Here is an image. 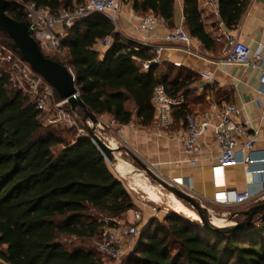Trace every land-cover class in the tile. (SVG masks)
Returning a JSON list of instances; mask_svg holds the SVG:
<instances>
[{
	"label": "trees",
	"instance_id": "16d2710c",
	"mask_svg": "<svg viewBox=\"0 0 264 264\" xmlns=\"http://www.w3.org/2000/svg\"><path fill=\"white\" fill-rule=\"evenodd\" d=\"M18 1H31L51 14L83 2ZM118 1L129 3L136 13L149 11L172 26L173 0ZM248 1H216L225 29L237 24ZM4 13L25 22L12 3L7 2ZM182 16L188 36L204 49H214L215 40L203 29L196 0H182ZM105 36L110 40L99 59L91 47ZM0 44H10L2 32ZM59 49L65 61L42 55L69 69L79 99L90 113L95 117L105 114L117 125L128 123L132 114L140 126L149 125L153 121L152 88L159 84L167 95L185 98V88L194 79L181 69L169 78L171 67L162 64L160 73L155 62L142 70L140 62L153 55L125 43L106 19L95 14L64 29ZM186 104L182 100L171 110L173 121L181 127L190 114ZM56 126L61 125L42 126L30 100L0 75V264H102L100 256L105 257L96 248L66 246L57 236L78 240L96 236L98 242L100 229L112 226L114 218L132 207L123 184L87 137L64 142L52 128ZM54 146L58 148L52 151ZM123 264H264V210L255 213L249 225L231 233H214L175 215L164 216L162 222L150 219L124 255Z\"/></svg>",
	"mask_w": 264,
	"mask_h": 264
},
{
	"label": "crops",
	"instance_id": "0c3cea01",
	"mask_svg": "<svg viewBox=\"0 0 264 264\" xmlns=\"http://www.w3.org/2000/svg\"><path fill=\"white\" fill-rule=\"evenodd\" d=\"M216 1L196 0L203 29L215 40L214 49H204L196 39L191 37L187 45L180 42H168L164 39V36L174 27L180 26L185 30L182 0H173L172 26L169 27L159 20L148 32L150 36L148 42L151 45H160L162 48L158 53L152 50L145 51L153 55V62L158 65L160 73L163 72L162 64L171 67L168 73L169 78L177 69L194 76L185 88L188 90V96L182 98L187 103L186 107L190 114L198 115L205 110L216 108L221 103H229L238 110L236 121L247 129L257 130V140L253 143L249 154L251 162L247 165L252 181L246 180L242 165H227L222 170V188L214 186L212 167L219 149L212 141L210 128L196 139L199 152L189 156L180 151L178 136L183 127L179 121L174 122L173 119L172 124L163 129L158 128L153 121L147 126H140L132 114L131 120L124 125L114 124L104 127V135L107 142H113L122 152H132L131 156L148 168H153L152 170L164 180H180L183 184L182 190L204 208L209 205L224 206L214 202L215 192L221 190L239 192L244 189L252 192L251 200L230 205L240 207L247 203H258L264 199V119H259L260 113L264 111V97L257 93L258 71L255 68L218 63L216 60L222 56L224 39L227 36L244 44L250 54L254 52L264 54V0H249L237 24L229 30L219 25ZM144 15H151V13L149 11L143 14L136 13L129 3L119 2L118 23L115 24L114 29L130 46H135L133 41L140 39L141 35L136 26L140 17ZM59 30L60 28L56 26L55 31L59 32ZM107 45L103 46L101 42H96L91 48L97 52L100 59ZM185 48L190 52L185 51ZM61 53L64 52L61 51ZM200 74H209L210 81L201 78ZM125 104L131 109L129 100ZM96 118L100 123H106L110 119L105 114ZM172 126L175 128L171 129ZM115 153L117 154V151ZM114 157L117 160L112 167L114 172L120 176L130 172V165L116 155ZM189 159L193 160V165L188 163ZM138 177L143 175L140 172L132 174V178ZM140 189L150 201H157L162 194L159 190L154 192L152 186L147 184L140 185ZM172 202L175 209L180 211L181 205L174 198Z\"/></svg>",
	"mask_w": 264,
	"mask_h": 264
},
{
	"label": "built area",
	"instance_id": "2783aa9c",
	"mask_svg": "<svg viewBox=\"0 0 264 264\" xmlns=\"http://www.w3.org/2000/svg\"><path fill=\"white\" fill-rule=\"evenodd\" d=\"M19 7L25 20L29 36L36 42L40 52L61 54L59 41L64 36V29L70 27L75 21H78L88 15L96 14L106 19L115 28V17L118 13V0H83L82 3L73 5L68 10H60L56 14H51L46 7L36 5L31 1L21 2L18 0H5ZM153 15L141 16L136 26L140 33V39L133 41L135 47L146 50H152L158 53L162 46L151 45L149 40V30L159 21ZM264 24V23H263ZM219 25H222L219 22ZM56 26L60 28L55 31ZM168 42H180L188 44L190 37L180 26L174 27L164 36ZM110 36H105L100 42L103 46L109 43ZM130 42H132L130 40ZM0 75H5L10 88L19 90L25 95L34 108L39 113V120L42 126L62 125L64 127L75 126V113L70 110H63L58 100L53 104L52 111L49 105L52 99L53 90L43 79L34 73L29 66L21 61L9 47L0 46ZM190 52L187 48L184 49ZM153 62V59L140 62V68L145 70ZM218 63L234 64L242 67H252L258 71L257 93L264 97V54L257 52L249 53L247 47L234 41L231 36L224 39L222 56L216 60ZM201 78L210 81L209 74H200ZM182 102L180 94L169 96L165 93L163 87L159 84L152 88L150 94V104L153 109V122L158 128H167L172 124L171 110ZM237 108L229 103H221L216 108L205 110L198 115L188 114L183 121V129L178 136L180 151L189 156L199 152L197 137L206 129L210 128L212 141L219 149L218 155L214 158L213 184L217 188H222L223 178L222 170L227 165L240 164L243 166V175L248 182L252 181V176L247 168L251 162L249 154L252 151L253 143L257 140V130L255 128L247 129L238 121ZM259 119H264V111L259 115ZM115 122L109 119L106 123L97 121L95 127H106L114 125ZM108 147V142L105 143ZM112 148V147H111ZM188 163L193 165V160ZM167 183L183 189L180 180H171ZM129 190L132 188L128 187ZM253 193L244 189L239 192H228L221 190L215 192L214 202L228 206L251 200ZM139 220L137 211H130V221L121 224L114 221L110 227L100 229V240L96 243L97 251L108 260L118 261L124 257L126 251H129L134 245L139 230L136 226Z\"/></svg>",
	"mask_w": 264,
	"mask_h": 264
},
{
	"label": "water",
	"instance_id": "95a60500",
	"mask_svg": "<svg viewBox=\"0 0 264 264\" xmlns=\"http://www.w3.org/2000/svg\"><path fill=\"white\" fill-rule=\"evenodd\" d=\"M6 4L7 1L0 0V32L4 33L10 40V50L14 52L21 61L25 62L34 73L39 75L47 85H49L54 91L57 99L63 101L70 111L79 110L81 112V121L84 124L85 122H88L90 125L84 126L87 139L97 149L104 161L111 163L114 149L103 143L94 133V126L97 123V118L85 108V105L79 99L71 72L68 68L57 61L51 60L42 55L36 42L29 36L24 22L15 21L4 13ZM130 157L141 171L144 172L146 177L167 192L171 193L179 201L187 204L194 211L201 227L205 230L214 233H231L235 230H241L250 224L251 217L255 213L264 210L263 199L260 202L251 205L246 210L234 213V215L244 216L243 220L236 221L229 226H213L209 222V217L207 216L205 208L194 200L193 197L158 177L153 171L140 163L133 156L130 155Z\"/></svg>",
	"mask_w": 264,
	"mask_h": 264
},
{
	"label": "rangeland",
	"instance_id": "374dc122",
	"mask_svg": "<svg viewBox=\"0 0 264 264\" xmlns=\"http://www.w3.org/2000/svg\"><path fill=\"white\" fill-rule=\"evenodd\" d=\"M118 23V18L117 16L115 17V24ZM115 30V29H114ZM0 46H3V44ZM0 52L1 49H0ZM43 55H46L49 58H54V59H58L60 61H65L64 55L61 54H51V53H45L42 52ZM58 101L57 97L54 95H52V99L49 105V109L50 111H52V107L53 104H55ZM61 108L63 110H69L67 105L63 102V104H61ZM75 113V126L72 127H64V126H56V127H52L53 129H56L61 137L63 138L64 142H70L71 140H73L75 137L78 136H85L86 137V133L84 131V126H90L88 122H85V124L81 121V114L78 112V110L73 111ZM98 117V116H96ZM175 127L172 126L171 129H174ZM104 127L99 128V127H95V134L100 138V140L103 143H107L106 141V137L104 135ZM170 128H168L169 130ZM112 145H114V150L113 152L117 151V154L115 153L114 156L116 155L119 159H121L124 163H127L128 165H130L131 169L130 172L124 173L123 175H119L116 172H114L113 168H112V163L116 162V158L113 156L111 163H106V166L108 168V170L111 172V174L123 184L124 189L128 192V194L130 195V199L132 201V207L130 208V210H128V212H125L123 214H121L120 216L114 218V221H119L121 224H127L128 221H130V211L131 210H135L137 211L138 215H139V220L136 223V226L139 230V232L142 230V228L146 225V223L150 220V219H155L159 222H162V219L164 216H169V215H175L178 216L180 218H183L189 222H192L194 224L200 225V222L196 219V215L194 213V211L184 202L179 201L178 199H176L175 197H173L170 193H168L165 189L161 188L160 186H158L157 184H155L152 180H150L148 177L145 176L144 172L141 171V169L133 162V160L130 158V153L132 154V152H122L120 149H118V146L115 145L112 142ZM58 148V146H54L52 147V151L56 150ZM150 169V168H149ZM153 168H151L150 170L153 171L158 177H160L161 179L164 180V178L162 176H160L159 174H157L154 170H152ZM136 172H140L143 177H138V178H132V174L136 173ZM166 181V180H164ZM142 184H147V185H151L153 191L155 192L156 190H159L162 194L159 195V199L157 201H150L147 199L146 194L142 193L141 189H140V185ZM128 187L132 188V190H129ZM173 198L177 201L178 204L181 205V209L180 211H177L174 207L173 204ZM252 204H244L240 207H234V206H230V205H226V206H205V210L207 213V216L210 217H215L218 219V224L219 225H213V226H229L232 225L234 222L236 221H241L242 217L238 216V215H234L235 212L237 211H241V210H246L247 208H249ZM93 215L99 219V220H105L106 222H109L107 217H104L102 215H95L93 213ZM114 221H112V224L114 223ZM201 226V225H200ZM138 236V235H137ZM57 240L64 243L66 246H83V247H91V248H96V242H97V238L96 236L93 237L92 239L89 240H78V239H74L73 237H66L63 235H58L57 236ZM128 251H126L127 253ZM101 258V262L102 264H123V258H121L118 261H112V260H108L106 258Z\"/></svg>",
	"mask_w": 264,
	"mask_h": 264
},
{
	"label": "bare ground",
	"instance_id": "6f19581e",
	"mask_svg": "<svg viewBox=\"0 0 264 264\" xmlns=\"http://www.w3.org/2000/svg\"><path fill=\"white\" fill-rule=\"evenodd\" d=\"M110 146V145H109ZM110 147H112V148H114V145H112V146H110ZM114 154H115V152H113V156H114ZM115 163V162H114ZM114 163H112V167H113V164ZM169 193V192H168ZM171 194V193H170ZM172 195V194H171ZM196 215V214H195ZM196 220H197V216H196ZM209 222H210V224L211 225H219L217 222H218V219L217 218H215V217H210L209 218Z\"/></svg>",
	"mask_w": 264,
	"mask_h": 264
}]
</instances>
